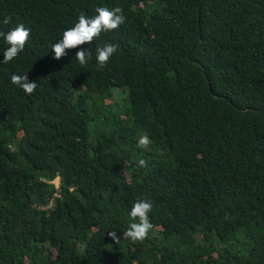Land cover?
Instances as JSON below:
<instances>
[{
  "label": "trees",
  "instance_id": "obj_1",
  "mask_svg": "<svg viewBox=\"0 0 264 264\" xmlns=\"http://www.w3.org/2000/svg\"><path fill=\"white\" fill-rule=\"evenodd\" d=\"M97 7L125 23L82 46L86 65L80 48L55 60ZM18 24L31 38L0 63V264H264V0H0V31ZM141 199L154 228L133 243Z\"/></svg>",
  "mask_w": 264,
  "mask_h": 264
},
{
  "label": "clouds",
  "instance_id": "obj_2",
  "mask_svg": "<svg viewBox=\"0 0 264 264\" xmlns=\"http://www.w3.org/2000/svg\"><path fill=\"white\" fill-rule=\"evenodd\" d=\"M96 15L88 17L81 13L78 22L74 26L63 32L62 38L52 45L54 59L60 60L67 55V50L80 48L76 52L75 59L81 66L86 65L93 57V51L82 46L90 45L94 39L98 38L102 32L117 30L125 23L126 17L123 9L116 7L109 9L107 7H97ZM4 24L11 23V17H5L2 21ZM0 38H3L8 45L3 53V60L0 63L7 64L13 61L25 50L27 42L31 38V29L26 28L23 24H18L15 28L7 33L0 31ZM117 45L105 44L103 47L95 48V59L97 66L103 68L107 65L111 57L117 52ZM11 82L20 87L25 94L32 95L38 87L35 81H29L27 75L11 76ZM152 144V140L147 134H143L138 139V147L148 149ZM138 167H147V162L143 159L139 161ZM153 210V204L145 199L138 200L131 208L130 216L133 220L127 230L123 232L122 237L133 243L143 242L147 239L149 233L153 230L154 225L150 222L149 213ZM109 237L119 243L121 237L117 232L108 233Z\"/></svg>",
  "mask_w": 264,
  "mask_h": 264
},
{
  "label": "rangeland",
  "instance_id": "obj_3",
  "mask_svg": "<svg viewBox=\"0 0 264 264\" xmlns=\"http://www.w3.org/2000/svg\"><path fill=\"white\" fill-rule=\"evenodd\" d=\"M116 92H118V94H114L113 96H112V98H113V102H115V103H117V105L119 106V107H122L123 105H125L126 104V102L124 101L125 100V98H126V94H125V92L123 91H120V90H117ZM115 92V93H116ZM103 104H110V102H103ZM55 187L57 186V180L55 179L54 181H52L51 182Z\"/></svg>",
  "mask_w": 264,
  "mask_h": 264
}]
</instances>
